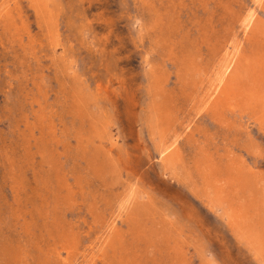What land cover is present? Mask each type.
Segmentation results:
<instances>
[{"label": "rangeland", "instance_id": "1", "mask_svg": "<svg viewBox=\"0 0 264 264\" xmlns=\"http://www.w3.org/2000/svg\"><path fill=\"white\" fill-rule=\"evenodd\" d=\"M0 264H264V0H0Z\"/></svg>", "mask_w": 264, "mask_h": 264}, {"label": "bare ground", "instance_id": "2", "mask_svg": "<svg viewBox=\"0 0 264 264\" xmlns=\"http://www.w3.org/2000/svg\"><path fill=\"white\" fill-rule=\"evenodd\" d=\"M257 2V1H256ZM257 21V20H256ZM249 24V23H248ZM257 24V23H256ZM256 27V26H255ZM239 30V29H238ZM256 46V45H255ZM212 56V55H211ZM240 57V56H239ZM245 62V61H244ZM243 62V63H244ZM257 64V63H256ZM259 64V63H258ZM181 73V72H180ZM221 78V77H220ZM183 79V78H182ZM216 80H217V78H215ZM253 80V79H252ZM209 84V83H208ZM213 84V83H212ZM259 85V84H258ZM195 88V87H194ZM213 90V89H212ZM214 91V90H213ZM216 96V95H215ZM235 96V95H234ZM212 97H213V95H212ZM211 97V98H212ZM222 98H224V97H222ZM231 98H232V95H231ZM249 98V97H248ZM233 99V98H232ZM235 99H237V98H235ZM217 101V100H216ZM215 101V102H216ZM226 101H229V99L228 100H226ZM255 101V100H254ZM229 102H231V101H229ZM219 104V103H218ZM232 104V103H231ZM234 104V103H233ZM226 105V104H225ZM236 106V105H235ZM213 107V106H212ZM221 107H223V106H221ZM226 107H228V106H226ZM244 107V106H243ZM253 108V107H252ZM227 109H229V108H227ZM221 111V110H220ZM250 112V111H249ZM168 116V115H167ZM174 116V115H173ZM191 130V129H190ZM52 184V183H51ZM249 187V186H248ZM253 198V197H252ZM130 219V218H129ZM136 219V218H135ZM124 220V219H123ZM136 221H137V219H136ZM135 222V221H134ZM114 224V223H113ZM121 225V224H120ZM99 226V225H98ZM127 226V225H126ZM137 226V225H136ZM112 232H113V230H112ZM117 232V231H116ZM137 233V232H136ZM135 234V233H134ZM111 236V235H110ZM116 236H117V234H116ZM119 236V235H118ZM117 236V237H118ZM116 240V239H115ZM123 242V241H122ZM104 243V242H103ZM121 243V242H120ZM110 245V244H109ZM122 246V245H121ZM105 250V249H104ZM124 250V249H123ZM106 251V250H105ZM114 251V250H113ZM107 252V251H106ZM72 258V257H71Z\"/></svg>", "mask_w": 264, "mask_h": 264}]
</instances>
